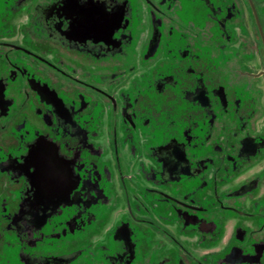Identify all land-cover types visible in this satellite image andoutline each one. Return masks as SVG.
<instances>
[{
  "label": "flooded vegetation",
  "instance_id": "flooded-vegetation-1",
  "mask_svg": "<svg viewBox=\"0 0 264 264\" xmlns=\"http://www.w3.org/2000/svg\"><path fill=\"white\" fill-rule=\"evenodd\" d=\"M0 264H264V0H0Z\"/></svg>",
  "mask_w": 264,
  "mask_h": 264
},
{
  "label": "snow or ice",
  "instance_id": "snow-or-ice-1",
  "mask_svg": "<svg viewBox=\"0 0 264 264\" xmlns=\"http://www.w3.org/2000/svg\"><path fill=\"white\" fill-rule=\"evenodd\" d=\"M107 2H108V0H101L102 5H103V4H106ZM80 3H81V4H86V3H87V0H80ZM35 147L37 148V151L40 150V149H39V145H36Z\"/></svg>",
  "mask_w": 264,
  "mask_h": 264
}]
</instances>
